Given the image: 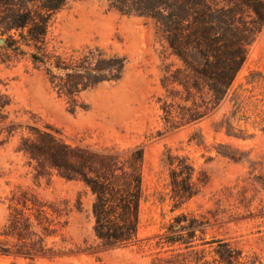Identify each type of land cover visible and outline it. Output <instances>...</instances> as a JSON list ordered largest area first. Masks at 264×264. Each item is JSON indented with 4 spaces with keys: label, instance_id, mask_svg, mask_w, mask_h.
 Masks as SVG:
<instances>
[{
    "label": "rangeland",
    "instance_id": "obj_1",
    "mask_svg": "<svg viewBox=\"0 0 264 264\" xmlns=\"http://www.w3.org/2000/svg\"><path fill=\"white\" fill-rule=\"evenodd\" d=\"M244 17L251 19L247 12ZM47 39L66 59L96 49L106 58L123 57L122 76L81 91L74 105L27 55L0 59V90L12 99L10 119L52 127L67 143L94 151L144 147L138 240L125 247L102 245L94 232V195L84 184L47 171L38 176L37 162L16 150L21 135L6 143L0 136V246L14 251L19 243L6 235V225L11 205L24 193L71 209L66 227L53 237L43 235L44 249L56 250L53 257L0 252V264H159L170 256L167 246L156 245L159 235L183 212L207 221L205 233L198 231L195 239L206 261L212 262L217 247L206 241L216 238L240 250L239 264H264V27L228 96L200 121L177 129L166 125L162 106L191 105L183 86L166 79L183 63L169 55L152 20L112 9L106 0H76L54 15ZM168 150L188 156L198 176L208 177L201 192L178 207L164 162Z\"/></svg>",
    "mask_w": 264,
    "mask_h": 264
},
{
    "label": "trees",
    "instance_id": "obj_2",
    "mask_svg": "<svg viewBox=\"0 0 264 264\" xmlns=\"http://www.w3.org/2000/svg\"><path fill=\"white\" fill-rule=\"evenodd\" d=\"M72 1L76 0H0V39L5 40L0 44V59L13 61L27 55L37 67L47 70L54 87L75 105L81 91L105 80L120 79L125 58H106L96 49L66 59L50 49L47 37L52 18ZM106 1L110 8L124 14L152 20L156 33L166 41L169 55L182 61L183 67L176 70L173 79H166L183 86L188 94L184 100L191 105L175 109L173 104L164 102L165 123L171 129L200 121L228 96L247 59L249 46L264 27V0H229V6H220L216 0ZM246 12L250 20L245 19ZM204 93L210 96L209 100L203 98ZM198 95L203 98L201 102ZM11 104L10 96L0 90L1 142H9L20 134L16 150L37 162L38 176L47 171L50 176L57 174L84 184L94 195V232L102 245L125 247L136 242L144 193V147L94 151L73 146L52 127L41 129L11 120L7 111ZM164 162L175 207L197 196L208 182L207 175L198 176L195 165L184 154L168 150ZM70 212L68 205L42 202L24 193L17 204L11 205L6 225V235L19 243L14 244V251L0 246V252H15L31 259L42 254L53 257L56 250L44 249L43 235H57L68 225ZM206 224L204 219L189 213L174 217L156 243L161 248L167 246L166 252H170L159 264H239L240 250L216 238L206 241L217 243V247L212 250V262L205 260L195 239L198 231L205 233ZM181 249L186 251L178 252Z\"/></svg>",
    "mask_w": 264,
    "mask_h": 264
},
{
    "label": "water",
    "instance_id": "obj_3",
    "mask_svg": "<svg viewBox=\"0 0 264 264\" xmlns=\"http://www.w3.org/2000/svg\"><path fill=\"white\" fill-rule=\"evenodd\" d=\"M4 43H5L4 38H1V39H0V44L2 45V44H4Z\"/></svg>",
    "mask_w": 264,
    "mask_h": 264
}]
</instances>
